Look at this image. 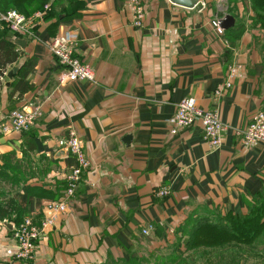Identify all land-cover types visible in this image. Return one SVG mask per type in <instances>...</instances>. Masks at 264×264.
<instances>
[{"label": "crops", "instance_id": "crops-1", "mask_svg": "<svg viewBox=\"0 0 264 264\" xmlns=\"http://www.w3.org/2000/svg\"><path fill=\"white\" fill-rule=\"evenodd\" d=\"M247 2L229 10L220 0L194 8L144 0L137 28L128 0H82L72 15L45 12L34 36L14 38L26 45L4 73L28 62L34 70L31 90L12 99L17 73L0 74V167L18 178L0 180V264H118L168 254L190 219L244 215L264 197V144L243 146L236 134L264 109V30L252 27ZM220 11L235 17L232 30L220 28ZM65 33L95 71L94 83L60 84L63 69L49 43ZM232 66L240 74L217 96ZM185 98L219 114L227 126L221 147L204 139L201 124L171 133ZM13 110L36 113L28 132L3 131ZM73 136L89 162L81 185L40 233L34 258L16 260L17 225L31 218L41 228L49 204L64 198L78 165L67 145ZM11 201L18 211L6 214Z\"/></svg>", "mask_w": 264, "mask_h": 264}, {"label": "built area", "instance_id": "built-area-1", "mask_svg": "<svg viewBox=\"0 0 264 264\" xmlns=\"http://www.w3.org/2000/svg\"><path fill=\"white\" fill-rule=\"evenodd\" d=\"M128 7L133 15V25L141 28L146 15L144 0H128ZM49 9L50 7L46 5L44 11H38L31 17H27L17 10H10L6 13L0 12V21L5 23L9 31L13 34L19 35L20 37L34 36L36 19L41 17ZM215 25L218 26L217 23ZM75 47L74 39L70 34L66 33L57 34L49 43V49L52 55L57 59L58 64L63 69L60 84L77 83L80 81L94 83L96 81L95 71L90 65L81 61L76 55ZM239 74L240 67L232 66L229 70L227 80L216 91V95L221 96L225 89L231 88L233 81ZM9 119L10 127H4V132L13 130L24 133L33 127L36 113L24 110H13ZM196 124H201L204 139L212 148L217 149L221 147L227 126L222 122L219 114L213 110L202 109L193 98H185L178 104L176 113L169 120L171 133L177 134L179 130L189 129ZM236 134L243 146L255 147L261 143L264 144V109L257 112L244 128L237 129ZM67 145L71 154L77 158L78 165L68 175L64 198L61 201L49 204L48 209L52 215L43 222L41 228L37 227L31 218L23 219L17 226L15 232L17 251L14 256L16 260L30 261L34 258L40 232L47 229V227H52L56 222L57 215L67 210L68 202L75 196L81 185L83 175L89 167V162L86 159L81 140L73 136L69 139ZM168 193V190L164 192L165 195ZM148 232L149 230H145L143 233L148 234Z\"/></svg>", "mask_w": 264, "mask_h": 264}, {"label": "trees", "instance_id": "trees-1", "mask_svg": "<svg viewBox=\"0 0 264 264\" xmlns=\"http://www.w3.org/2000/svg\"><path fill=\"white\" fill-rule=\"evenodd\" d=\"M242 1L245 2L246 0ZM252 3L253 11L251 12L252 14L254 12L255 15L251 16V25L253 28L264 30V0H252ZM82 4V0H0V12L6 13L10 10H17L27 17H31L38 11H44L45 6L48 5L50 11H47L46 17L57 19L61 13L72 15L71 13L76 12ZM6 27L5 23L0 21V72H5L9 66H13L20 59V53L17 51V45L14 41V38L19 37V35L13 34ZM237 27L242 29L243 25ZM33 70L34 66L28 62L17 73V79L12 83L13 89L10 99L16 93L23 95L31 90L32 86L28 78ZM10 170L8 165L0 167V180L16 185L18 178L14 172H12L13 177H11ZM9 203L8 208L9 206L13 208L6 214L16 213L18 211L15 207L16 203L13 201ZM0 212H2L1 208ZM180 230H182V241L177 242L170 253L132 258L118 264H151L152 261L154 264H193L192 257L197 254L209 262L213 258L212 256L219 255L222 257L225 251H229L232 244L239 246L252 243L255 245L264 244V197H259L249 208L247 214L237 215L227 212L226 215L214 217V219L196 217L190 219ZM229 252L232 254L235 253V250Z\"/></svg>", "mask_w": 264, "mask_h": 264}, {"label": "rangeland", "instance_id": "rangeland-1", "mask_svg": "<svg viewBox=\"0 0 264 264\" xmlns=\"http://www.w3.org/2000/svg\"><path fill=\"white\" fill-rule=\"evenodd\" d=\"M246 1H248L247 3L249 4L248 9L246 8L245 5H243L242 8L246 10L248 14L249 10L253 11V7H252L253 3H252V0H246ZM220 2L221 4L226 5L227 9L229 10L231 9L236 10V8H234L235 3L239 2L240 4L241 3L245 4L244 1L242 0H220ZM252 15H255L254 12ZM251 16H250V19H251ZM16 229H15V232H16ZM233 249L235 250V253L231 254L229 251ZM36 250H37V245H36ZM229 251L227 252L225 251V254L222 257L219 255L212 256L213 258H211V261L209 262H207L205 258H200L198 254L194 255L192 257L193 264H264V244L255 245L254 243H252L250 245H242V246L232 244L229 248ZM151 264H154V261H152Z\"/></svg>", "mask_w": 264, "mask_h": 264}, {"label": "water", "instance_id": "water-1", "mask_svg": "<svg viewBox=\"0 0 264 264\" xmlns=\"http://www.w3.org/2000/svg\"><path fill=\"white\" fill-rule=\"evenodd\" d=\"M173 3L187 7V8H194L196 7L202 0H171ZM217 17L219 18V26L223 30H230L235 27L236 25V19L231 16V15H225L223 11H220L217 13ZM16 45L24 48L26 45V41L22 39H17L16 40ZM18 67H14L12 71L9 73L5 74L3 71L0 72L1 76L4 77L7 75L10 79L13 78V76L17 73ZM130 137H127L126 140H129Z\"/></svg>", "mask_w": 264, "mask_h": 264}]
</instances>
